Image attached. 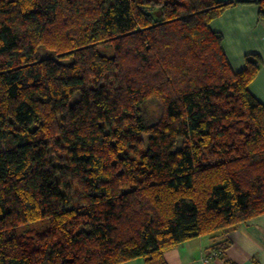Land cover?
Masks as SVG:
<instances>
[{
  "label": "trees",
  "instance_id": "trees-1",
  "mask_svg": "<svg viewBox=\"0 0 264 264\" xmlns=\"http://www.w3.org/2000/svg\"><path fill=\"white\" fill-rule=\"evenodd\" d=\"M239 4L264 20V0H0V264H167L264 215L263 60L235 72L211 28Z\"/></svg>",
  "mask_w": 264,
  "mask_h": 264
},
{
  "label": "crops",
  "instance_id": "crops-1",
  "mask_svg": "<svg viewBox=\"0 0 264 264\" xmlns=\"http://www.w3.org/2000/svg\"><path fill=\"white\" fill-rule=\"evenodd\" d=\"M211 28L223 36L224 50L235 72L246 68L249 55L261 57L262 69L249 89L264 105V20L260 16V7L239 4L214 20ZM228 239L231 245L222 255L214 250L215 245ZM165 258L167 264H264V215L226 234L202 236L185 242L169 250ZM124 264L146 263L143 259H136Z\"/></svg>",
  "mask_w": 264,
  "mask_h": 264
},
{
  "label": "rangeland",
  "instance_id": "rangeland-1",
  "mask_svg": "<svg viewBox=\"0 0 264 264\" xmlns=\"http://www.w3.org/2000/svg\"><path fill=\"white\" fill-rule=\"evenodd\" d=\"M108 53H109V54H112L111 51H109ZM41 55H42L43 57H45V56H46V53L42 50V51H41ZM77 99H80V96H77Z\"/></svg>",
  "mask_w": 264,
  "mask_h": 264
},
{
  "label": "built area",
  "instance_id": "built-area-1",
  "mask_svg": "<svg viewBox=\"0 0 264 264\" xmlns=\"http://www.w3.org/2000/svg\"><path fill=\"white\" fill-rule=\"evenodd\" d=\"M207 262H208V260H207Z\"/></svg>",
  "mask_w": 264,
  "mask_h": 264
}]
</instances>
